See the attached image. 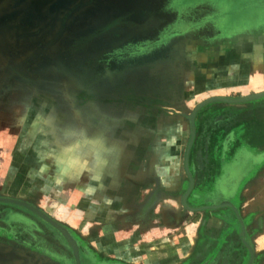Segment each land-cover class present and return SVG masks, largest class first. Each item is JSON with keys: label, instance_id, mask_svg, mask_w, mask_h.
<instances>
[{"label": "rangeland", "instance_id": "374dc122", "mask_svg": "<svg viewBox=\"0 0 264 264\" xmlns=\"http://www.w3.org/2000/svg\"><path fill=\"white\" fill-rule=\"evenodd\" d=\"M164 1L0 0V199L79 264H264V97L201 106L264 92V0ZM0 264L78 263L0 202Z\"/></svg>", "mask_w": 264, "mask_h": 264}, {"label": "crops", "instance_id": "0c3cea01", "mask_svg": "<svg viewBox=\"0 0 264 264\" xmlns=\"http://www.w3.org/2000/svg\"><path fill=\"white\" fill-rule=\"evenodd\" d=\"M250 38H252V37L250 36ZM217 107L215 108L217 115H219L220 113L225 111L224 109H222V108L218 109ZM225 121H227V120L224 119V122H221L220 124L216 125V127H213L215 131L213 133H211V138H210V139H214V143H213V140L211 142L212 146L218 147L221 145L220 143L224 138L223 133L225 131L229 130L230 125H232V126L234 125L233 131L235 132V136H232V139L230 140L231 142H230L229 147L231 145H232V147H234L239 143L241 144L240 146L245 145L247 148L253 147V146L254 147L261 146L260 142H259L260 141L259 131L255 126H253V124L244 123L241 121L235 123L236 121H234V119L232 120V122H226L225 123ZM221 125H223V126H221ZM228 154L233 155L232 149H230V151L228 150ZM222 163H223V161L221 160V158L217 157L216 158V164L213 166V169L218 170V168L220 167V165ZM212 175H215V174H212ZM210 177H212V176L208 175L206 178L209 179ZM161 178L165 179L167 182V186H165L164 188L169 189L170 191H172L174 189H178L177 186L180 185L179 179H181V178L184 179V177L177 176L176 172H175V174H168V175L166 174L165 176H161ZM171 180H174V181H171ZM175 180H177V181H175ZM182 184H185L184 181H182ZM187 239H189V237H187ZM176 240H177V242H179L180 238L176 237ZM177 242L176 243L170 242L172 245H170L168 243L165 246L156 244V264H164V262H170L171 261V260L167 259L166 255L172 253L173 250H174L173 253L179 251L180 246H178Z\"/></svg>", "mask_w": 264, "mask_h": 264}, {"label": "water", "instance_id": "95a60500", "mask_svg": "<svg viewBox=\"0 0 264 264\" xmlns=\"http://www.w3.org/2000/svg\"><path fill=\"white\" fill-rule=\"evenodd\" d=\"M261 97H264V92L259 93V94H255L253 96H249V97H246V98H241V99H238V100H235V101L227 100V99H224V98H210L207 101L203 102L201 104V106L202 105L204 106V105H206L208 103L215 102V101L241 103V102H245V101H248V100H254V99H257V98H261ZM192 136H193V132H192L191 137ZM0 202H8V203L20 204L17 201L9 200V199H0ZM25 207L28 208L29 210H31L32 212L36 213L37 215H39L42 219H44L46 222H48L50 225H52L54 228H56L64 236V238L67 240V242L72 246V249H73V252H74V256H75V258L77 260V263L79 264L77 246H76L75 243H73L72 239L68 236L67 232L60 225H58L57 223H55L54 221H52L51 219L46 217L44 214H42L38 210H36L34 208H31V207H28L26 205H25Z\"/></svg>", "mask_w": 264, "mask_h": 264}, {"label": "flooded vegetation", "instance_id": "af4514ba", "mask_svg": "<svg viewBox=\"0 0 264 264\" xmlns=\"http://www.w3.org/2000/svg\"><path fill=\"white\" fill-rule=\"evenodd\" d=\"M158 1H160L161 3H163V2H165L164 0H158ZM166 1H168V0H166ZM170 18H168V17H166V20L164 21V19L163 20H156V29L157 28H162V26H164V25H166L167 24V26H171L172 28H174L175 27V25L173 24V19H175V17L174 16H169ZM175 29V28H174ZM180 31V32H179ZM179 31H178V33H180L179 34V37L181 36V38H188L185 34V30L184 29H179ZM171 36H172V39H175L177 36H178V34L176 35V31H174L173 33H171ZM174 36V37H173ZM192 135V134H191ZM193 137V136H192ZM192 137H191V140H192ZM5 203H8V202H5ZM19 203V202H18ZM11 204V203H10ZM14 204V203H13ZM18 205H20V206H25V204H23V203H20V204H18ZM68 236L72 239V241H73V243H75L76 244V242H75V240H74V238L72 237V236H70L69 234H68Z\"/></svg>", "mask_w": 264, "mask_h": 264}, {"label": "bare ground", "instance_id": "6f19581e", "mask_svg": "<svg viewBox=\"0 0 264 264\" xmlns=\"http://www.w3.org/2000/svg\"><path fill=\"white\" fill-rule=\"evenodd\" d=\"M262 93V92H261ZM258 94V93H257ZM253 95H255V94H253ZM207 101V100H206ZM195 131V130H194ZM193 134H194V132H193ZM234 209V208H233Z\"/></svg>", "mask_w": 264, "mask_h": 264}]
</instances>
